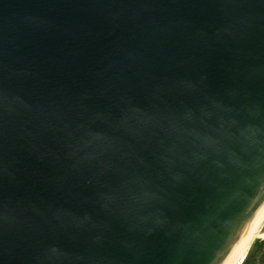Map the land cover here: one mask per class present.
I'll return each mask as SVG.
<instances>
[{
    "label": "water",
    "instance_id": "1",
    "mask_svg": "<svg viewBox=\"0 0 264 264\" xmlns=\"http://www.w3.org/2000/svg\"><path fill=\"white\" fill-rule=\"evenodd\" d=\"M264 213V0H0V264H227Z\"/></svg>",
    "mask_w": 264,
    "mask_h": 264
},
{
    "label": "bare ground",
    "instance_id": "2",
    "mask_svg": "<svg viewBox=\"0 0 264 264\" xmlns=\"http://www.w3.org/2000/svg\"><path fill=\"white\" fill-rule=\"evenodd\" d=\"M263 224H264V213L259 218V220L254 225V227L246 235V237L241 242V244L239 245V247L237 248V250L235 251V253L233 254V256L231 257V259L227 264H241L242 262H244L253 241L256 238H264V233L262 234L260 233Z\"/></svg>",
    "mask_w": 264,
    "mask_h": 264
},
{
    "label": "trees",
    "instance_id": "3",
    "mask_svg": "<svg viewBox=\"0 0 264 264\" xmlns=\"http://www.w3.org/2000/svg\"><path fill=\"white\" fill-rule=\"evenodd\" d=\"M260 245H264V242H256L253 245V250L249 251L248 255L246 256V260L242 264H264V258H262V256H258L259 251H261V248L259 250ZM257 258L260 259L259 262L256 260Z\"/></svg>",
    "mask_w": 264,
    "mask_h": 264
},
{
    "label": "rangeland",
    "instance_id": "4",
    "mask_svg": "<svg viewBox=\"0 0 264 264\" xmlns=\"http://www.w3.org/2000/svg\"><path fill=\"white\" fill-rule=\"evenodd\" d=\"M261 232V234L262 233H264V224H263V226H262V228H261V230H260ZM256 242H264V238H256L254 241H253V243H252V245H251V248H250V250L252 251L253 250V245L256 243ZM260 248H261V251H259V255L258 256H262V258H264V245H260V247H259V250H260ZM249 250V251H250ZM249 251H248V253H249ZM261 254V255H260ZM248 255V254H247ZM245 260H246V258H245ZM244 260V261H245ZM258 262L260 261V259L259 258H257L256 259ZM243 263V262H242ZM241 263V264H242ZM259 264V263H258Z\"/></svg>",
    "mask_w": 264,
    "mask_h": 264
}]
</instances>
